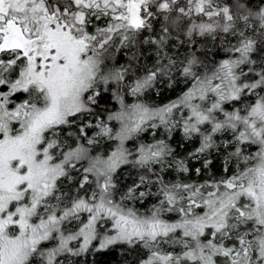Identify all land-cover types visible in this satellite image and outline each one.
Returning a JSON list of instances; mask_svg holds the SVG:
<instances>
[{
	"label": "snow or ice",
	"instance_id": "1",
	"mask_svg": "<svg viewBox=\"0 0 264 264\" xmlns=\"http://www.w3.org/2000/svg\"><path fill=\"white\" fill-rule=\"evenodd\" d=\"M178 78L174 100L143 99ZM177 131L197 145L183 158ZM221 151V174L184 179ZM116 247L134 264H264V0H0V264Z\"/></svg>",
	"mask_w": 264,
	"mask_h": 264
},
{
	"label": "trees",
	"instance_id": "2",
	"mask_svg": "<svg viewBox=\"0 0 264 264\" xmlns=\"http://www.w3.org/2000/svg\"><path fill=\"white\" fill-rule=\"evenodd\" d=\"M259 0H254V3H258ZM199 40V38H197ZM196 47H200V44L198 43ZM167 56H171L173 58L177 59V62L179 63V59H182L184 53L183 50H181V56L177 58L176 53V42L171 41L169 42L168 46L163 50ZM213 53L216 55V59H219L220 56L223 55L222 52L218 53L216 52V49H212ZM130 55V54H128ZM145 57H147V60L145 63L151 65L155 61H157V53L155 49L148 50L147 46H145V52H144ZM128 57H122L121 55H117L116 59L119 61V63H123ZM184 80L183 78H178L177 82L174 83L173 87L168 88V85L164 83L163 86L164 89L163 91H160L159 94H155L150 90L148 93H146L147 97H143L144 99L150 100L152 103H161L164 102L168 99H171L175 97L182 88L186 85H184ZM186 84V83H185ZM158 88V87H157ZM123 94V93H121ZM131 98V97H129ZM109 110H115L117 105L115 102H109L106 105ZM151 131V130H150ZM149 131V132H150ZM149 132L141 134L140 139L145 142L149 139L148 135ZM161 132V131H159ZM157 132V134H159ZM157 135L155 136V138ZM171 146L176 149L177 154H181V156H178L180 158L186 157L187 154L193 150L196 147L195 142H185L183 140V137L179 131L175 132L172 134V139L168 141ZM108 144H112V147L114 146L113 142H105V147L108 146ZM224 152L221 151L219 154L213 152L209 155V159L213 161L214 167H212V170L209 171H204L200 176H197L195 178H192L193 175H189L187 177H184V179L188 182H203L204 180H208L212 175H219L221 174V166L224 161ZM191 165H194L195 167H200L201 164L199 162L191 163ZM170 173V172H169ZM166 176H168V174ZM136 179V174L135 171H130L128 168H125L121 173L120 176L118 177V182L121 185V189L123 187L129 185L132 183V181ZM151 203V201H149ZM139 207V206H138ZM141 211H144V208L141 207ZM137 257L135 254L132 252H126L122 247H116L108 251H103V252H97L95 250L90 249L88 253L83 254L80 257H68L67 261H65V264H134L136 261Z\"/></svg>",
	"mask_w": 264,
	"mask_h": 264
},
{
	"label": "rangeland",
	"instance_id": "3",
	"mask_svg": "<svg viewBox=\"0 0 264 264\" xmlns=\"http://www.w3.org/2000/svg\"><path fill=\"white\" fill-rule=\"evenodd\" d=\"M122 57H128V55H123ZM156 62V61H155ZM154 62V63H155ZM166 85H167V83H165ZM164 84H159V85H157V87H156V89H153L152 90V92H154V96H155V94H156V92H160V91H163V89H164V87L165 86H163ZM184 85H186L185 87H184V89L182 88V90H185L187 87H188V85L187 84H185L184 83ZM169 88V87H168ZM182 90H180L179 91V93L175 96V97H173V98H171V99H168V100H166V101H164V102H161V103H152V102H150V100H148V99H144L145 100V102L146 103H149V104H153V105H161V104H164V103H167V102H169L170 100H174L178 95H180L181 94V92H182ZM144 97H147L146 95L144 96ZM129 99H131V98H129ZM151 131L149 132V135H148V137H149V139L147 140V141H145L144 143H149V142H153L154 141V139H162V138H164L166 135H167V133H165L163 130H161V132H159V134H157V137L155 138V137H153L151 134ZM115 146V145H114ZM113 146V147H114ZM197 146V145H196ZM177 156H181V154H177ZM196 161H192L191 163H195ZM193 175V177L192 178H195V177H197L196 175H194V174H192ZM178 177L176 176V173H174V172H170L169 174H168V176H166V179H169V180H171V179H177ZM77 223L78 222H73L71 225H69L68 227L69 228H72V229H75V227H76V225H77Z\"/></svg>",
	"mask_w": 264,
	"mask_h": 264
}]
</instances>
